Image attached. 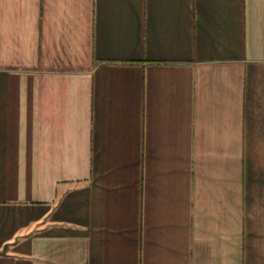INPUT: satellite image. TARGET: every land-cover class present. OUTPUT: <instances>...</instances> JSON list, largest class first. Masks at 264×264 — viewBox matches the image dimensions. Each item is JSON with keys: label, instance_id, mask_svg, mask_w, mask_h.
Here are the masks:
<instances>
[{"label": "crops", "instance_id": "crops-1", "mask_svg": "<svg viewBox=\"0 0 264 264\" xmlns=\"http://www.w3.org/2000/svg\"><path fill=\"white\" fill-rule=\"evenodd\" d=\"M0 264H264V0H0Z\"/></svg>", "mask_w": 264, "mask_h": 264}, {"label": "water", "instance_id": "water-1", "mask_svg": "<svg viewBox=\"0 0 264 264\" xmlns=\"http://www.w3.org/2000/svg\"><path fill=\"white\" fill-rule=\"evenodd\" d=\"M4 252V250H0V253Z\"/></svg>", "mask_w": 264, "mask_h": 264}]
</instances>
